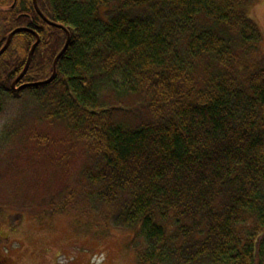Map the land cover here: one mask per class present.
Segmentation results:
<instances>
[{"label": "trees", "instance_id": "trees-1", "mask_svg": "<svg viewBox=\"0 0 264 264\" xmlns=\"http://www.w3.org/2000/svg\"><path fill=\"white\" fill-rule=\"evenodd\" d=\"M254 1L37 0L70 41L49 83L18 91L8 88L34 34L18 32L0 54V91L25 92L37 114L2 133L12 147L0 179L23 161L27 186L56 190L50 210H68L76 194L107 206L135 236V264H264V50L246 14ZM13 2L0 0V48L16 27L35 31L20 82L45 80L66 33L32 0Z\"/></svg>", "mask_w": 264, "mask_h": 264}, {"label": "rangeland", "instance_id": "rangeland-1", "mask_svg": "<svg viewBox=\"0 0 264 264\" xmlns=\"http://www.w3.org/2000/svg\"><path fill=\"white\" fill-rule=\"evenodd\" d=\"M246 14L260 29L264 50V0L249 4ZM2 16L0 13V25ZM0 97V158H4L12 147L2 137L5 128L19 119L28 122L37 114L34 99L25 92L14 96L0 91ZM79 161L76 158L71 163L68 184L78 174ZM25 165L21 161L18 169L13 167V175L0 179V255L9 258V264H135V236L113 224L107 206L90 203L76 194L66 202L68 210H50L48 202L56 200V190L46 197L38 192H45L47 187L27 186L25 181L31 172ZM35 194L39 195L37 199ZM24 199L36 204L32 209L25 208Z\"/></svg>", "mask_w": 264, "mask_h": 264}, {"label": "water", "instance_id": "water-1", "mask_svg": "<svg viewBox=\"0 0 264 264\" xmlns=\"http://www.w3.org/2000/svg\"><path fill=\"white\" fill-rule=\"evenodd\" d=\"M32 2H33V6H34V9H35L36 13L39 14V15L42 17V19H43L46 23H48V24H50V25H53V26H57V27H59V28H62V29L65 31V33H66V39H65V43H64L63 47L61 48V50L57 53V55H56V56L54 57V59H53V62H52V73H51V75H50L47 79H45V80H41V81H38V82H34V83H22V84H20L18 87H15L16 84L21 80V78H22V76L24 75V73L26 72V70H27V68H28V66H29V62H30V59H31V55H32V53H33V51H34L35 46H36L37 43H38V36H37L36 33H35V35H36V40L33 42V44L31 45V47H30V49H29V51H28V54H27V57H26V61H25V63H24V66H23L22 70L20 71L19 75H18V76H17V77L11 82V87L13 88L14 91H18V90H20L22 87L29 86V85L47 84V83H49V82L55 77V75H56V63H57L59 57H60V56L63 54V52L65 51V49H66V47H67V45H68V43H69V41H70V34H69V31H68L63 25L58 24V23L53 22V21H50L48 18H46V17L44 16V14L41 12V10H40V8H39V6H38V4H37V0H32ZM18 31H31V29L28 28V27H18V28L13 29V30L7 35V38H6L5 43H4L3 46L0 48V54H2L3 51L8 47V44H9V42H10V40H11L12 35H13L14 33L18 32ZM32 31H33V30H32Z\"/></svg>", "mask_w": 264, "mask_h": 264}, {"label": "flooded vegetation", "instance_id": "flooded-vegetation-1", "mask_svg": "<svg viewBox=\"0 0 264 264\" xmlns=\"http://www.w3.org/2000/svg\"><path fill=\"white\" fill-rule=\"evenodd\" d=\"M15 1L16 0H14V2H13V4H12V6L15 4ZM33 3V2H32ZM34 7V6H33ZM39 15V14H38ZM40 16V15H39ZM41 17V16H40ZM42 18V17H41ZM43 20V19H42ZM38 26H40V25H38ZM37 26V27H38ZM21 27H24V26H21ZM16 28H18V27H16ZM15 29V28H14ZM11 32V31H10ZM10 32H8V34L10 33ZM18 32H20V31H18ZM18 32H16V33H14L13 35H12V37H11V40H12V38H13V36H15ZM29 32H31V33H33L34 34V36H35V38H36V35L38 36V34L35 32V31H32V29H31V31H29ZM35 33H36V35H35ZM7 34V35H8ZM7 35H6V37H5V41H6V38H7ZM10 40V41H11ZM36 40V39H35ZM38 40H39V36H38ZM5 41H4V43H5ZM10 43V42H9ZM9 45V44H8ZM3 46V45H2ZM5 51V50H4ZM3 51V52H4ZM26 61V60H25ZM20 73V72H19ZM19 73L12 79V81L19 75ZM11 81V82H12ZM23 82H18L17 84H16V86L15 87H18L20 84H22ZM9 91L10 90H12V91H14L13 90V88L11 87V83H10V85H9ZM7 88L5 89V91L4 92H7V90H8ZM3 91V90H2ZM1 254V253H0ZM9 258H7V257H4V256H2V255H0V264H9Z\"/></svg>", "mask_w": 264, "mask_h": 264}]
</instances>
